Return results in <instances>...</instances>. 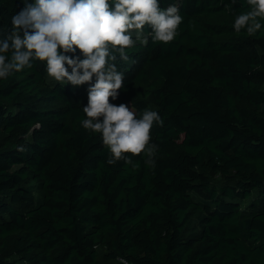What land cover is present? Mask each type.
<instances>
[{"label": "trees", "instance_id": "trees-1", "mask_svg": "<svg viewBox=\"0 0 264 264\" xmlns=\"http://www.w3.org/2000/svg\"><path fill=\"white\" fill-rule=\"evenodd\" d=\"M159 3L179 8L177 35L145 27L111 100L164 121L155 167L107 163L82 126L88 84L38 60L0 79V264H264V21L249 37L233 27L247 0ZM24 7L0 0V39Z\"/></svg>", "mask_w": 264, "mask_h": 264}, {"label": "clouds", "instance_id": "clouds-1", "mask_svg": "<svg viewBox=\"0 0 264 264\" xmlns=\"http://www.w3.org/2000/svg\"><path fill=\"white\" fill-rule=\"evenodd\" d=\"M247 4L250 10L238 14L233 27L237 34L246 30L251 37L262 28L264 0H247ZM182 22L176 5L161 8L159 0H34L31 4L25 0V7L12 17L13 30L0 39V79L30 69L38 60L46 62L48 76L57 82L74 87L88 84L82 126L101 134L110 153L107 163L124 161L135 169L133 157L143 156L146 166L155 167L159 148L152 143L151 129L164 121L156 111L146 109L137 117L129 105L111 103L125 80L114 62L118 57L127 60L126 49L137 41L148 43L145 27L154 42L167 44ZM77 50L83 59L67 55Z\"/></svg>", "mask_w": 264, "mask_h": 264}, {"label": "rangeland", "instance_id": "rangeland-1", "mask_svg": "<svg viewBox=\"0 0 264 264\" xmlns=\"http://www.w3.org/2000/svg\"><path fill=\"white\" fill-rule=\"evenodd\" d=\"M49 77V76H48ZM49 78H51V77H49ZM126 105H129L130 106V108L133 110V108L131 107V105L129 104V103H126ZM134 111V110H133Z\"/></svg>", "mask_w": 264, "mask_h": 264}]
</instances>
